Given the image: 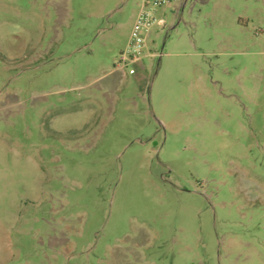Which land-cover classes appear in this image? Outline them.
Masks as SVG:
<instances>
[{
    "label": "rangeland",
    "instance_id": "obj_1",
    "mask_svg": "<svg viewBox=\"0 0 264 264\" xmlns=\"http://www.w3.org/2000/svg\"><path fill=\"white\" fill-rule=\"evenodd\" d=\"M0 0V264H264V0ZM150 8V7H149Z\"/></svg>",
    "mask_w": 264,
    "mask_h": 264
},
{
    "label": "built area",
    "instance_id": "obj_2",
    "mask_svg": "<svg viewBox=\"0 0 264 264\" xmlns=\"http://www.w3.org/2000/svg\"><path fill=\"white\" fill-rule=\"evenodd\" d=\"M173 0H144L142 8L134 22L129 44L121 53L117 70L128 71L130 75H135L147 48V39L151 29L155 25H162L163 21L157 20L153 9L163 6ZM150 7V8H149Z\"/></svg>",
    "mask_w": 264,
    "mask_h": 264
}]
</instances>
